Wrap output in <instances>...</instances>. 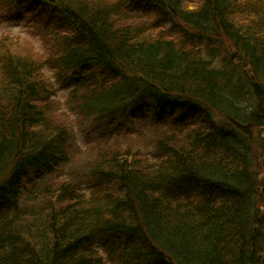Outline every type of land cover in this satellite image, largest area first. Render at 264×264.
I'll return each mask as SVG.
<instances>
[{
  "label": "trees",
  "instance_id": "trees-1",
  "mask_svg": "<svg viewBox=\"0 0 264 264\" xmlns=\"http://www.w3.org/2000/svg\"><path fill=\"white\" fill-rule=\"evenodd\" d=\"M7 4L48 41L0 40V264H264V0ZM44 69L89 131L173 125L78 156Z\"/></svg>",
  "mask_w": 264,
  "mask_h": 264
},
{
  "label": "rangeland",
  "instance_id": "rangeland-1",
  "mask_svg": "<svg viewBox=\"0 0 264 264\" xmlns=\"http://www.w3.org/2000/svg\"><path fill=\"white\" fill-rule=\"evenodd\" d=\"M7 1L8 0H0V40H2L4 36H11L14 41H18L21 47L25 48V46H27V48L33 52L43 56V54H45V46L48 41L47 37L41 35L39 29H36V27L30 26V19H28L30 16L29 13H24L21 11L19 5L7 4ZM31 23H33V21ZM158 31V28H154V30H152L150 33L156 34ZM165 35L172 37L178 42V44H180L182 41V37L178 33L166 30ZM226 53L227 55H232L235 53V49L233 47H228ZM43 73L45 74L44 76L50 79L54 84V100L56 105L61 111L69 116V121L75 127L73 137L74 142L72 146L73 148L77 149L78 156L93 153L95 149L107 146L126 147L129 145V142L134 143L137 141H143L146 139V137H148L146 134L151 132L154 133L155 131H161L163 128H166V131H170L173 125L169 119H164L155 125L148 116H145L143 118L134 120V122L131 124H127V126L122 130L116 131L107 136H102L100 133L89 131L88 124H86L84 127H80L78 124V118L72 115L67 108L66 102L69 96L70 88H63L58 85L55 82L52 71L44 69ZM155 126L157 127V130L154 129ZM54 177L59 178L56 181H62L66 176L59 174L55 175Z\"/></svg>",
  "mask_w": 264,
  "mask_h": 264
},
{
  "label": "water",
  "instance_id": "water-1",
  "mask_svg": "<svg viewBox=\"0 0 264 264\" xmlns=\"http://www.w3.org/2000/svg\"><path fill=\"white\" fill-rule=\"evenodd\" d=\"M233 57L235 56V54L232 55Z\"/></svg>",
  "mask_w": 264,
  "mask_h": 264
}]
</instances>
